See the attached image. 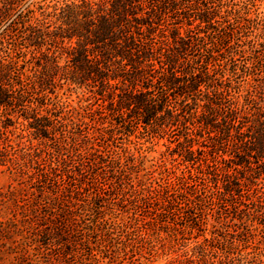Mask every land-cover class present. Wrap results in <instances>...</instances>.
I'll return each instance as SVG.
<instances>
[{
	"label": "rangeland",
	"instance_id": "1",
	"mask_svg": "<svg viewBox=\"0 0 264 264\" xmlns=\"http://www.w3.org/2000/svg\"><path fill=\"white\" fill-rule=\"evenodd\" d=\"M81 1L0 0V7L12 2V13L27 14L29 24L51 32L60 23L59 11ZM198 2L214 11L215 21L239 19L247 27L237 35L242 48L233 37L231 51L248 50L249 41L264 42V0ZM9 29L2 20L0 50L13 57L17 31ZM203 31L208 47L210 29ZM21 51L24 57L13 58L19 64L38 55L33 47ZM248 52L235 56L238 73L244 62L250 65ZM230 68L227 63V76ZM236 81L233 97L241 103L255 83L250 77ZM36 93L39 100L29 105L37 107L38 116L57 119L52 135L57 143L32 136L31 119L19 113L11 114L13 125L3 129L0 264H264V174L245 181L221 208L208 197L206 174L201 184L199 169L204 173L210 159L206 149L192 146L204 151L205 162L183 161L177 155L182 136L165 127L127 129L109 117L90 116L106 101L84 86ZM4 113L1 108L0 121Z\"/></svg>",
	"mask_w": 264,
	"mask_h": 264
},
{
	"label": "trees",
	"instance_id": "2",
	"mask_svg": "<svg viewBox=\"0 0 264 264\" xmlns=\"http://www.w3.org/2000/svg\"><path fill=\"white\" fill-rule=\"evenodd\" d=\"M201 2L83 0L62 8L51 32L29 24L27 14L12 13V2L2 5L0 22H9L19 42H14L13 57L0 50V109L5 111L0 136L13 125L11 114L19 113L31 119L27 129L32 136L57 143L52 137L57 119L38 116L37 107L29 104L39 100L36 90L84 86L106 101L90 116L109 117L127 129L165 127L172 136H182L177 155L183 161L205 160L204 151L193 150V144L206 149L210 159L204 173L199 169L201 184L206 174L209 199L224 207L245 181L264 174V42L249 41L248 50L231 51L230 39L240 41L237 35L247 27L239 19L215 21L214 11L206 3L200 7ZM28 47L38 55L19 64L21 49ZM247 52L250 65L244 62L238 73L235 56ZM210 68L217 69L210 73ZM249 77L255 84L239 103L233 97L236 80Z\"/></svg>",
	"mask_w": 264,
	"mask_h": 264
}]
</instances>
